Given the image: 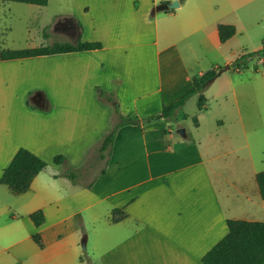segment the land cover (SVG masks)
Returning a JSON list of instances; mask_svg holds the SVG:
<instances>
[{
	"label": "crops",
	"instance_id": "1",
	"mask_svg": "<svg viewBox=\"0 0 264 264\" xmlns=\"http://www.w3.org/2000/svg\"><path fill=\"white\" fill-rule=\"evenodd\" d=\"M172 1L72 0V12L55 18L51 35L99 42V49L0 58V175L20 147L47 163L26 192L3 185L16 197L0 203V254L16 264H204L202 256L227 233V220L264 222L238 216L264 217L256 181L262 170L249 140L256 129L245 121V104L239 107V98L249 102L259 93L264 71L219 73L213 97L230 106L214 124L200 121L205 89L174 120L120 127L99 157L117 115L96 87L115 99L121 115H157L194 77L215 68L195 70L202 59L197 46L215 50L228 41L219 39L220 23L202 21L218 0H178L177 8L155 10ZM194 96L197 114L184 126L178 114ZM58 154L63 164L53 163ZM66 166L73 180L63 175ZM39 209L44 220L35 226L29 214Z\"/></svg>",
	"mask_w": 264,
	"mask_h": 264
},
{
	"label": "rangeland",
	"instance_id": "2",
	"mask_svg": "<svg viewBox=\"0 0 264 264\" xmlns=\"http://www.w3.org/2000/svg\"><path fill=\"white\" fill-rule=\"evenodd\" d=\"M71 4L72 0H48L45 6L0 1V49H19L40 45L51 46L57 42L64 43L65 41H59L54 35H51L52 22L55 21L57 16L70 14L72 12ZM212 10L213 12L209 18L205 17L202 19L204 24L208 23V21L232 24L235 27L236 33L225 44L220 45L218 49H209L206 44H203V47L197 46L196 53L202 59L196 65L195 70H207L215 66L216 71H221L228 65L229 68L223 72L228 75H236L234 73V61L239 58L240 64H245V67L241 68L244 75H262L264 66L260 62V59L263 57L257 54L244 58L243 55L264 47V0H218L217 2L215 1ZM203 28L206 30L205 25H203ZM59 37L61 39L62 36ZM200 37H204L202 31L196 35L197 39ZM225 56L230 60V63H225ZM215 87L211 83L206 88L208 90L203 93L206 99V108L203 110L200 118L203 124L202 127H205V124H214L221 115V111H223V115L226 114L224 107L230 106L229 102L217 103L213 97ZM258 88H260L259 93L255 95V98L250 99L249 102L245 101L242 103L239 98V107L242 111L244 108L243 104H245L246 108L243 111L245 121L247 120L248 124L253 129H256L249 134V140L256 168L263 170L264 83L262 84L260 81ZM197 109V97L194 96L188 102L186 108L180 110L178 121L184 126L191 127L192 121L188 116L197 114ZM184 114L187 119L184 117ZM175 123V121L171 123L173 128L176 126ZM223 170L226 171V168H223ZM0 191H2L0 192V203L8 198L13 199L16 197L6 186L1 185ZM238 216H241V218H261V220H264V217H254L253 215L244 213ZM84 240L86 241V237H84L83 233V237L80 240V252L86 258L88 250L87 245L85 249L82 248V241ZM16 263L17 261L13 257L0 254V264Z\"/></svg>",
	"mask_w": 264,
	"mask_h": 264
},
{
	"label": "trees",
	"instance_id": "3",
	"mask_svg": "<svg viewBox=\"0 0 264 264\" xmlns=\"http://www.w3.org/2000/svg\"><path fill=\"white\" fill-rule=\"evenodd\" d=\"M13 1L25 4H33L45 6L47 0H0ZM219 39L223 43L235 34V27L231 24H218ZM99 42H77L75 44L64 42L54 43L51 46H41L35 48H25L18 50L2 49L0 51L1 59H11L19 57H29L38 55H49L54 53L84 51L99 49ZM260 55L264 59V47L253 52L244 54V58ZM240 59L234 61L235 68L245 67L240 64ZM264 65V60H263ZM220 71L215 68L205 72L203 75L196 76L192 80V85L186 92L176 101L164 106L157 115L139 118L133 114H119L118 104L113 97H110L105 91L96 87V95L99 100L106 101L111 104L114 113L117 115V121L111 129L102 138L98 146L99 157H103L104 151L112 144L118 129L126 124H138L156 120L158 118H167L174 120L176 111L181 108L184 103L194 94L202 93L206 87L219 75ZM202 97L198 99V105L201 106ZM55 164H63L65 157L63 155H55L52 159ZM47 163L42 158L31 153L29 150L20 147L14 153L13 157L3 169L0 175V184L6 185L12 193H24L30 187L34 177L46 167ZM63 175L73 180L76 176L75 171L71 167H65ZM256 181L259 187L261 198L264 200V170L256 174ZM118 210H113L116 213ZM30 219L35 226L43 223L44 216L41 209L29 214ZM113 220H115L113 218ZM33 240L40 244V237L37 233L32 235ZM204 264H264V222L248 221L239 219L227 220V233L213 245L201 258Z\"/></svg>",
	"mask_w": 264,
	"mask_h": 264
},
{
	"label": "water",
	"instance_id": "4",
	"mask_svg": "<svg viewBox=\"0 0 264 264\" xmlns=\"http://www.w3.org/2000/svg\"><path fill=\"white\" fill-rule=\"evenodd\" d=\"M178 6H179V1L173 0L172 2H170L168 4H160V5L156 6L155 10L161 11V10H167V9H174V8H177ZM228 68H229V66L227 65L219 73L223 72L224 70H226ZM177 133H179L180 135H184V129L183 128L177 129ZM82 248L85 249V240L82 241Z\"/></svg>",
	"mask_w": 264,
	"mask_h": 264
}]
</instances>
